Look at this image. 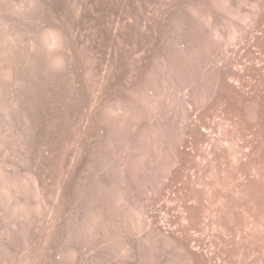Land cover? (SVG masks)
<instances>
[{"label":"rangeland","instance_id":"1","mask_svg":"<svg viewBox=\"0 0 264 264\" xmlns=\"http://www.w3.org/2000/svg\"><path fill=\"white\" fill-rule=\"evenodd\" d=\"M263 77L264 0H0V264H264Z\"/></svg>","mask_w":264,"mask_h":264},{"label":"bare ground","instance_id":"2","mask_svg":"<svg viewBox=\"0 0 264 264\" xmlns=\"http://www.w3.org/2000/svg\"><path fill=\"white\" fill-rule=\"evenodd\" d=\"M122 23H124V22H122ZM63 39H65V38H63V36L55 35V37H54V44L55 45L61 44L63 42ZM123 53H124V59L126 61V64L128 65L129 62H130V58H131L128 41L125 42V46H124V49H123ZM227 67H228L227 61H225V63L221 64L218 67V71H217V74H216V80L217 81L221 78L222 75H224L225 73H227V70H226ZM262 81H264V77L262 78ZM249 250H250L249 247L246 245V246H244L243 253L245 252V255L247 256L249 254ZM245 264H253V260H251L250 262H247L245 260Z\"/></svg>","mask_w":264,"mask_h":264}]
</instances>
